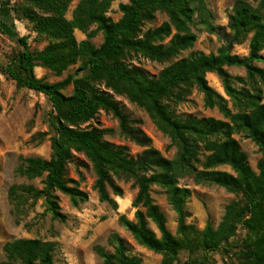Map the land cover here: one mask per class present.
Segmentation results:
<instances>
[{
	"label": "trees",
	"instance_id": "trees-1",
	"mask_svg": "<svg viewBox=\"0 0 264 264\" xmlns=\"http://www.w3.org/2000/svg\"><path fill=\"white\" fill-rule=\"evenodd\" d=\"M28 1L52 14L38 17L36 28L57 42L38 52L30 49L28 37L18 38L23 49L12 57L5 72L18 88L48 98L56 134L50 159L29 158L20 169L21 175L29 179L45 176L43 189L13 187L10 199H43L47 212L64 221L56 192L68 196L75 206L87 200V195L67 179L69 163L75 153H82L97 174L101 202L117 207L114 197L123 196L114 176L134 181V220L123 215L119 223L139 245L161 255V264H179V255L184 251L189 254L184 264H212V253H230L228 244L239 229L246 235L236 247L238 264H264V67L260 66L264 65V0H238L226 27L206 25L207 31L223 43L216 54L192 53L177 61L173 60L197 40L190 26L199 17L211 16L204 0H129L119 7V21L106 16L112 0H82L73 21H67L65 15L74 0ZM158 14L167 20L145 29L156 22ZM88 25H96L103 33L99 47L88 40L77 43L74 30H84ZM94 36V32L88 35ZM248 39V56L234 54L235 46ZM138 57L170 64L151 75L135 63ZM78 60V70L62 82L49 83L36 77L38 62L61 73ZM233 67L243 69L245 76H233L227 70ZM208 74L219 78L224 94L210 85ZM70 85L73 92L67 96L63 91ZM194 88L203 95L204 106L217 109L224 120L177 115V106L187 101ZM115 95L125 96L143 108L169 135L178 149L175 159L164 157L151 146L149 137L132 125ZM101 110L118 120L128 140L145 148L140 155L132 157L127 147L105 141V131L99 128H82ZM239 133L246 134L262 154L257 171L234 137ZM220 167H229L233 173L218 170ZM184 177L217 185L239 197L227 205L217 227L207 223L199 230L187 223L186 205L192 193L179 185ZM154 186L168 195L177 215L176 234L168 229L166 216L152 196ZM109 243L113 252L95 247L102 264H142L119 234H112ZM4 254L0 264H54L53 245L39 239L10 241L4 246Z\"/></svg>",
	"mask_w": 264,
	"mask_h": 264
},
{
	"label": "rangeland",
	"instance_id": "rangeland-1",
	"mask_svg": "<svg viewBox=\"0 0 264 264\" xmlns=\"http://www.w3.org/2000/svg\"><path fill=\"white\" fill-rule=\"evenodd\" d=\"M81 1L74 0L69 4L65 15L67 21H73L74 11ZM204 1L211 16L199 17L195 20L190 26L191 31L197 36L195 44L173 61L187 58L192 53L216 54L222 46L219 37L210 34L206 25L211 23L226 27L229 14L238 0ZM128 2L129 0H112L106 16L113 21H119L122 17L119 7ZM50 15L52 16L51 13L35 7L28 0H0V259H5L6 243L17 239H39L53 245L54 264H102L95 247L101 246L108 252H113L109 239L116 233L125 240L130 253L141 259L142 264H161V255L139 245L119 223V218L123 215L129 220H134L136 209L132 203L137 194L134 181L114 176L113 181L122 188L123 196L114 197L117 207L101 202L96 189L97 174L91 161L82 153H75L73 161L69 163L67 179L87 195V200L75 206L68 196L56 192L60 211L66 217L64 221L54 219L47 212L43 199L35 200L27 196L21 197L19 202L10 199V191L13 187L43 189L45 176L29 179L21 175L20 169L29 158L50 159L53 154L52 138L56 130L55 115L48 98L32 90L18 88L7 76L5 69L12 57L23 49L17 41L18 38L28 37L30 49L38 52L57 42L53 37L40 34L36 28L38 17ZM165 20H167L165 15L158 14L156 22L147 25L145 29L157 27ZM92 32L95 36L89 38L88 35ZM74 36L78 44L88 40L96 47H99L104 39L103 33L97 30L96 25H88L84 30L75 29ZM249 39L242 45L235 46L233 53L242 57L248 56ZM135 63L151 75H157L170 64L157 63L141 57L136 58ZM80 64L81 60H78L76 64L69 65L58 73L38 62L35 74L38 79L49 83L62 82L69 75L75 74ZM260 66L264 67V65ZM227 70L233 76H245L243 69L233 67ZM207 79L215 90L224 94L222 83L215 74H208ZM72 92L71 85L63 91L67 96ZM114 97L124 107L132 125L149 137L151 146L164 157L175 159L178 153L177 147L172 143L169 135L157 127L149 114L125 96ZM176 110L177 115L182 118L194 116L224 120L217 109L211 110L204 106L203 95L196 88L192 90L187 101L177 106ZM88 125L105 131V141L115 146L127 147L132 157L140 155L145 149L122 134L118 120L111 113L101 110L94 121L82 128ZM234 137L247 155L252 169L257 171L256 166L262 156L258 147L246 134L239 133ZM218 170L233 173L229 167H220ZM179 185L190 189L192 193L186 205L187 223L199 230H203L207 223L217 227L227 205L239 199L225 188L196 183L192 177L180 179ZM152 196L166 216L168 229L172 234H176L177 215L170 205L168 195L163 189L154 186ZM150 228L159 235L154 224L150 223ZM245 235L246 232L239 229L237 235L228 244L230 253L223 251L212 253V264H238L239 249L236 247ZM188 257L187 252H181L179 264H184Z\"/></svg>",
	"mask_w": 264,
	"mask_h": 264
}]
</instances>
